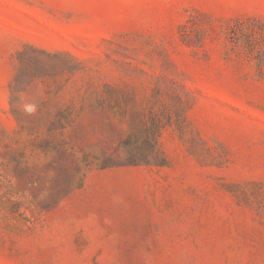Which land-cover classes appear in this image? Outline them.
Masks as SVG:
<instances>
[{"label": "rangeland", "instance_id": "374dc122", "mask_svg": "<svg viewBox=\"0 0 264 264\" xmlns=\"http://www.w3.org/2000/svg\"><path fill=\"white\" fill-rule=\"evenodd\" d=\"M0 264H264V0H0Z\"/></svg>", "mask_w": 264, "mask_h": 264}, {"label": "clouds", "instance_id": "9594fccd", "mask_svg": "<svg viewBox=\"0 0 264 264\" xmlns=\"http://www.w3.org/2000/svg\"><path fill=\"white\" fill-rule=\"evenodd\" d=\"M27 115H32L36 111L35 105H24L22 109Z\"/></svg>", "mask_w": 264, "mask_h": 264}]
</instances>
